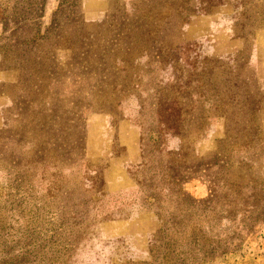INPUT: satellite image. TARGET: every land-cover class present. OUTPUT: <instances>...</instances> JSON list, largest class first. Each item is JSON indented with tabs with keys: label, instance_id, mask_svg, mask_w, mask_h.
I'll return each instance as SVG.
<instances>
[{
	"label": "rangeland",
	"instance_id": "374dc122",
	"mask_svg": "<svg viewBox=\"0 0 264 264\" xmlns=\"http://www.w3.org/2000/svg\"><path fill=\"white\" fill-rule=\"evenodd\" d=\"M26 1L0 0V264H264V0Z\"/></svg>",
	"mask_w": 264,
	"mask_h": 264
},
{
	"label": "trees",
	"instance_id": "16d2710c",
	"mask_svg": "<svg viewBox=\"0 0 264 264\" xmlns=\"http://www.w3.org/2000/svg\"><path fill=\"white\" fill-rule=\"evenodd\" d=\"M24 1H26V0H24ZM41 1L42 0H27L26 2H28L29 6H31V7L33 6V8L35 9V8H38L40 6ZM233 1L236 3V5H235L236 7L238 5H240V2L238 0H233ZM26 2H25V4H27ZM226 2H227V0H216L215 1L216 5H222ZM62 5L63 4L61 1L59 3L58 8L53 12V17L51 19V23L48 25V27L46 29H50L52 27H55L56 23L58 24V16H59L60 11L62 10ZM202 7L204 8L205 6H202ZM28 20H29L28 18L20 20L21 21L20 25L25 24ZM79 20H80V22H79L80 27L82 26L84 30L87 29L86 24L88 21L85 18L83 19L82 17H80ZM30 21H32V20H30ZM96 22H98V21H96ZM24 26H28V25H22V27H24ZM38 26L41 27V23L40 24L38 23ZM40 27L36 26V28H40ZM85 31H89V30L87 29ZM31 39H34V38L31 37L29 40H31ZM78 247H79V244H77V248ZM174 252H175V256H176V261L179 262V264H199V260H205L206 258H208V256L206 255V249L203 251V253H197V252H194V249H191V252H194L195 255L190 260H187V257H185V256H182V257L179 256L180 254L182 255V252H179L176 250ZM151 253L153 254L152 250H151Z\"/></svg>",
	"mask_w": 264,
	"mask_h": 264
}]
</instances>
